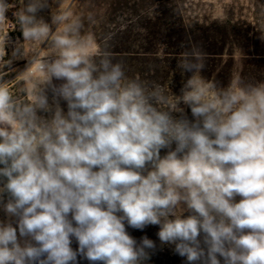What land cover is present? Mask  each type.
Instances as JSON below:
<instances>
[{"label": "clouds", "instance_id": "obj_1", "mask_svg": "<svg viewBox=\"0 0 264 264\" xmlns=\"http://www.w3.org/2000/svg\"><path fill=\"white\" fill-rule=\"evenodd\" d=\"M13 9L0 30V264H147L156 240L129 229L149 226L185 264H264V80L211 81L191 46L169 93L127 76L69 9L0 0V25Z\"/></svg>", "mask_w": 264, "mask_h": 264}, {"label": "trees", "instance_id": "obj_2", "mask_svg": "<svg viewBox=\"0 0 264 264\" xmlns=\"http://www.w3.org/2000/svg\"><path fill=\"white\" fill-rule=\"evenodd\" d=\"M250 4L254 19L252 23L232 18L218 22L186 18L183 14L185 0H165L159 16L154 17L151 14L146 18L144 29L147 46L143 49L144 52H128V54L115 52L114 56L124 62L126 72L128 60L144 65L143 71L132 67L134 70L129 77L162 85L171 93L168 85L172 80H174L173 91H178L180 86L181 77L176 69L177 59L181 52L189 51L191 46H198L204 53L203 75L211 81H219L226 85L230 81V71L220 66L218 59L225 55L227 47L231 46L249 52L245 55L256 59L258 69L254 72V77L258 81L264 80V41L259 38L260 35L256 31L258 23L264 19V0H252ZM182 44L185 45L184 48L181 47ZM159 46L161 56L157 57L158 53L155 50ZM157 231L158 228L155 226H149L143 233L129 229L130 234L137 239L146 234L156 240L157 249L147 264H185L184 259L173 252L172 246L159 244Z\"/></svg>", "mask_w": 264, "mask_h": 264}, {"label": "rangeland", "instance_id": "obj_3", "mask_svg": "<svg viewBox=\"0 0 264 264\" xmlns=\"http://www.w3.org/2000/svg\"><path fill=\"white\" fill-rule=\"evenodd\" d=\"M165 0H50L51 12L60 9H69L75 16L82 17L85 29L94 33L100 44H107L109 50L115 52L143 53L147 46L145 43L146 18L159 16ZM252 0H185L183 14L186 18L199 21L225 22L227 19L241 20L252 23ZM48 17L49 13H45ZM88 17L93 21L89 22ZM256 26V25H255ZM264 26V19L258 23L256 31ZM264 41V40H263ZM252 50V49H250ZM161 56V47L155 50ZM236 47H227L225 55L220 59V66L230 71V80L238 75L256 80L254 72L258 69L256 59L245 54ZM117 56V55H116ZM119 56V55H118ZM128 56V55H126ZM136 58V57H133ZM142 58V57H139ZM140 61V60H137ZM128 66L127 76H131L134 68L143 71V64L126 61ZM134 67V68H132ZM139 72V71H138ZM141 73V72H140ZM253 73V74H252ZM142 74V73H141ZM141 76V75H140ZM15 83V82H13ZM2 215V214H0ZM76 247V244H73ZM81 264H88L82 260Z\"/></svg>", "mask_w": 264, "mask_h": 264}, {"label": "built area", "instance_id": "obj_4", "mask_svg": "<svg viewBox=\"0 0 264 264\" xmlns=\"http://www.w3.org/2000/svg\"><path fill=\"white\" fill-rule=\"evenodd\" d=\"M10 2H11V0H10ZM14 11H15V9H13L7 13L8 21L6 24L0 25V30L8 31V30H12L15 27V24H14L15 21H14V16H13ZM10 35L12 36L13 39H15L16 37L20 36L21 34L19 33V31H12V32H10Z\"/></svg>", "mask_w": 264, "mask_h": 264}, {"label": "crops", "instance_id": "obj_5", "mask_svg": "<svg viewBox=\"0 0 264 264\" xmlns=\"http://www.w3.org/2000/svg\"><path fill=\"white\" fill-rule=\"evenodd\" d=\"M15 66L16 67H23V62H18Z\"/></svg>", "mask_w": 264, "mask_h": 264}]
</instances>
